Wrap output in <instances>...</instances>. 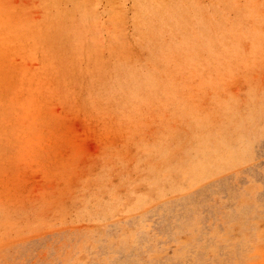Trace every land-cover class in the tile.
<instances>
[{
    "label": "rangeland",
    "instance_id": "374dc122",
    "mask_svg": "<svg viewBox=\"0 0 264 264\" xmlns=\"http://www.w3.org/2000/svg\"><path fill=\"white\" fill-rule=\"evenodd\" d=\"M0 264H264V0H0Z\"/></svg>",
    "mask_w": 264,
    "mask_h": 264
}]
</instances>
